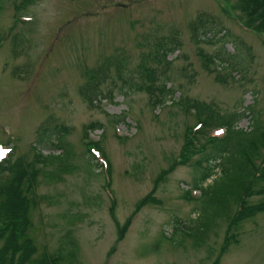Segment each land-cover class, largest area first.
<instances>
[{
	"label": "rangeland",
	"instance_id": "1",
	"mask_svg": "<svg viewBox=\"0 0 264 264\" xmlns=\"http://www.w3.org/2000/svg\"><path fill=\"white\" fill-rule=\"evenodd\" d=\"M263 3L0 0V143L28 167L35 143L43 154L57 152L45 141L36 142L42 128L63 124L69 130L65 139L73 150L72 163L78 166L60 182L39 175L28 193L35 257L57 249L68 231L78 246L74 264H264V211L241 222L236 242L226 249L224 217L213 221L201 246L183 233L193 228L203 199L193 189L198 178L194 162L201 155L178 163L197 120L191 109L173 102L197 100L217 114L246 107L247 115L238 117L235 127L248 130L258 122L264 129V26L251 31L241 24H250L247 10ZM200 18L207 21L204 27ZM204 30L212 39L202 38ZM173 44L175 50L165 60L152 57ZM235 44L241 46L238 52ZM227 52L237 55L234 67L226 69L223 61L205 64L201 56L220 53L226 60ZM138 65L146 67L148 76ZM97 70L107 78L95 76L88 83L87 76L85 81L86 71ZM121 75L155 88L165 81L172 95L132 89ZM156 98L161 101L154 102ZM247 108H253V115L259 112L256 121ZM90 123L101 124L89 136L100 139L110 177L105 167L86 170L84 130ZM95 157L103 163L100 152ZM149 193L157 201L133 214ZM112 196L116 220L123 224L131 216L121 239L109 211ZM262 200L264 193L249 197L251 203ZM229 207L233 210L232 201Z\"/></svg>",
	"mask_w": 264,
	"mask_h": 264
},
{
	"label": "trees",
	"instance_id": "2",
	"mask_svg": "<svg viewBox=\"0 0 264 264\" xmlns=\"http://www.w3.org/2000/svg\"><path fill=\"white\" fill-rule=\"evenodd\" d=\"M258 1L254 0L255 4ZM247 14L253 17L250 24H246L248 27L256 30L264 26V3L256 6L254 10L248 9ZM198 23L204 27L207 21L200 18ZM197 25V23H194L191 26L195 33ZM210 33V31L204 30L202 38L209 37V40L212 39L214 35ZM226 35L221 34V36ZM176 45L167 46L162 50L159 48L152 57L165 60L168 53H173ZM233 47L234 52L241 49V46L236 44ZM227 54L229 57L226 60L220 53L214 55L217 59L223 61V69L234 67L235 64L232 60L237 53H234V56L230 52H227ZM201 56L206 60L205 64L214 62L212 55L204 53ZM138 66L141 68V73L148 76L146 67L143 65ZM213 70L215 69L211 68V71ZM88 72L84 73L85 81L88 76V83H91L95 76L107 78L106 73L99 70L94 74ZM120 79L132 89L147 90L148 92L156 89L162 97L172 95L173 88L171 86L167 87L165 81H162L155 88L152 84L145 85L143 82L133 81L131 76L124 78L121 75ZM160 101L161 98L154 100V102ZM173 102L181 104L186 109L188 107L193 108L196 111V119L202 123L203 127L200 130L188 131L185 139V149L180 155L178 163H185L193 155L204 152L202 156L205 162L210 159L218 160L212 166H203L199 159L194 162L195 168L198 170V178L193 186L202 189L203 199L201 204L200 201L198 202V214L192 219L193 228L185 230V234L191 237L195 245L201 246L206 240V234L210 230L213 221L218 217H224L229 221L228 233H230L227 234L223 244V248L226 249L231 242H236V227L243 220L264 211V201L249 202V197L264 193V185H260L264 183V132L257 125L258 122L250 125L248 130L235 127L236 119L247 115L246 107L243 110L217 114L209 104L197 100L190 101L188 98L181 97ZM247 109L248 114L252 115L256 121L259 112L253 115V108ZM122 116L124 115L122 114ZM100 126L99 123H90L84 130L85 150L88 152L84 161L86 170L89 173H95L96 169L100 167L92 161L91 148L96 147L99 150H102V148L99 141H92L88 138L87 130ZM213 126L225 127L226 135L223 138L208 136V129ZM68 132L67 126L63 124L42 128V131L38 133L36 142L41 144L45 141L48 145L53 146L57 152L43 154L35 143L33 145L34 158L28 167L22 161L17 160L13 154L0 162V264H27L30 262L31 264H74L78 261V246L68 231L57 249L49 254L47 252V254L43 253L38 257L34 256L35 246L29 235V229L33 225L29 215L33 200L28 197V193L35 184L37 177L41 175L46 182H60L63 180L64 175L72 174L78 170V166L72 163V147L65 139ZM209 148L211 151H208ZM35 163L39 164L38 167L34 165ZM215 167H220L219 173L215 175L211 183L203 186L206 179L215 174L213 172ZM150 201H157L151 193L136 203L133 214ZM231 201L238 206L234 212L229 207ZM114 207L115 203L112 199L109 211L116 224L117 239H121L130 225L131 216L123 224H120L114 216ZM231 230L233 232H230Z\"/></svg>",
	"mask_w": 264,
	"mask_h": 264
},
{
	"label": "snow or ice",
	"instance_id": "3",
	"mask_svg": "<svg viewBox=\"0 0 264 264\" xmlns=\"http://www.w3.org/2000/svg\"><path fill=\"white\" fill-rule=\"evenodd\" d=\"M0 154H2V153H0Z\"/></svg>",
	"mask_w": 264,
	"mask_h": 264
}]
</instances>
